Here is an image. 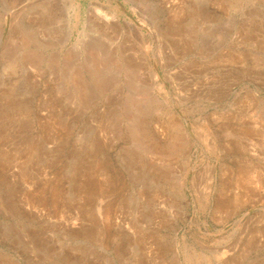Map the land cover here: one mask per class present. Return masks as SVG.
<instances>
[{"label":"rangeland","instance_id":"374dc122","mask_svg":"<svg viewBox=\"0 0 264 264\" xmlns=\"http://www.w3.org/2000/svg\"><path fill=\"white\" fill-rule=\"evenodd\" d=\"M0 264H264V0H0Z\"/></svg>","mask_w":264,"mask_h":264},{"label":"bare ground","instance_id":"6f19581e","mask_svg":"<svg viewBox=\"0 0 264 264\" xmlns=\"http://www.w3.org/2000/svg\"><path fill=\"white\" fill-rule=\"evenodd\" d=\"M7 92H8V90H7ZM16 93H17V91H16ZM16 93H15V94H16ZM3 100H4V99H3ZM14 100H15V99H14ZM58 101H59V100H58ZM6 106H7V105H6ZM7 107H8V106H7ZM10 107H11V105H10ZM8 108H9V107H8ZM10 109H11V108H10ZM8 110H9V109H7V111H8ZM3 136H4V135H3ZM2 142H3V141H2ZM146 152H147V151H146ZM2 156H3V154H2ZM2 156H1V157H2ZM4 156H5V155H4ZM153 158H154V157H153ZM162 158H163V157H162ZM3 159H5V158H3ZM163 159H164V158H163ZM1 161H2V159H1ZM4 161H5V160H4ZM12 161H13V160H12ZM8 162H9V161H8ZM12 163H13V162H12ZM5 164H6V162H5ZM10 167H11V166H10ZM169 169H170V168H169ZM1 170H2V169H1ZM3 171H4V170H3ZM129 171H130V169H129ZM166 171H167V170H166ZM170 171H171V170H170ZM166 174H168V173H166ZM131 176H132V175H131ZM141 176H142V175H141ZM141 176H140V177H141ZM147 182H148V181H147ZM147 182H145V184H147ZM148 184H149V183H148ZM150 184H151V183H150ZM154 184H155V183H154Z\"/></svg>","mask_w":264,"mask_h":264}]
</instances>
